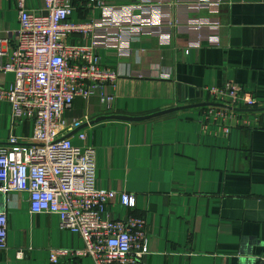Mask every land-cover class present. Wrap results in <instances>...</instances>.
I'll return each mask as SVG.
<instances>
[{"label": "crops", "instance_id": "crops-1", "mask_svg": "<svg viewBox=\"0 0 264 264\" xmlns=\"http://www.w3.org/2000/svg\"><path fill=\"white\" fill-rule=\"evenodd\" d=\"M219 1L107 0L132 6V19L153 25L146 35L126 31L124 54L98 50L101 65L120 75L104 88L114 100L77 98L63 115L79 123L64 138L94 149L97 187L135 197L134 209L114 201L102 218L144 217L149 255L142 264H264V0ZM72 4L73 21L105 20L80 0ZM24 8L45 14L43 0H26ZM17 28V0H0V37H15ZM13 80L0 73V88ZM231 86L255 106H214L220 103L208 91ZM10 113L0 102V146L11 134L32 135L33 123L11 121ZM0 211L8 220L0 264H50V249L84 247L56 216L30 215L26 193L0 194ZM58 264L93 263L65 257Z\"/></svg>", "mask_w": 264, "mask_h": 264}, {"label": "built area", "instance_id": "built-area-1", "mask_svg": "<svg viewBox=\"0 0 264 264\" xmlns=\"http://www.w3.org/2000/svg\"><path fill=\"white\" fill-rule=\"evenodd\" d=\"M25 1L17 0L15 37H0V73L14 77L8 89L0 88V102L10 105L11 121L30 120L33 131L28 138L11 134L0 146V194L26 193L30 215L56 216L60 230L81 237V250L50 249V264L65 257L89 258L93 264H142L149 255L144 217L102 218L114 201L134 209L135 197L97 187L94 149L64 138L63 133L79 123H68L63 115L77 98L88 101L97 93L104 103L114 100L104 88L115 87L120 75L101 65L98 50L124 54L130 47L123 43L124 33L133 29L136 35H146L153 24L142 26L130 17L132 6L107 0H80L86 9L105 16L88 22L71 19L73 0H43L44 15L27 11ZM210 4L218 6L220 1L196 2V6ZM121 15L127 16L121 19ZM169 27L178 29L174 24ZM208 93L227 107L255 106L254 99L246 98L236 86ZM223 134L229 137L231 129L225 126ZM78 138L83 140L84 135ZM7 232L8 220L0 211V251L7 248ZM16 256L23 258V252Z\"/></svg>", "mask_w": 264, "mask_h": 264}, {"label": "water", "instance_id": "water-1", "mask_svg": "<svg viewBox=\"0 0 264 264\" xmlns=\"http://www.w3.org/2000/svg\"><path fill=\"white\" fill-rule=\"evenodd\" d=\"M214 106H218V107H222V108H228V109H230L231 107H227V106H225V105H223V104H215ZM235 110V109H234Z\"/></svg>", "mask_w": 264, "mask_h": 264}]
</instances>
